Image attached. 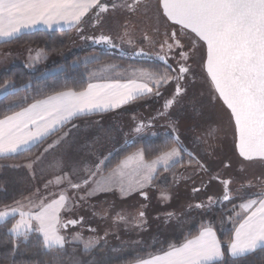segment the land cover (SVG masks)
Masks as SVG:
<instances>
[{
    "label": "snow or ice",
    "instance_id": "6c2138e0",
    "mask_svg": "<svg viewBox=\"0 0 264 264\" xmlns=\"http://www.w3.org/2000/svg\"><path fill=\"white\" fill-rule=\"evenodd\" d=\"M152 6L151 0H0V42H10L23 30L38 24L52 27L63 22L80 32L86 17L99 23L110 9L135 15ZM155 8L165 24L171 22L172 26H179L178 30L165 33V39L160 43L163 55L157 53V56L164 62L165 71L140 70L138 78L123 83L110 80L89 83L82 91H58L5 116L0 119V156L30 151L74 119L120 108L138 98L159 97L161 88L174 82L171 98L157 113V117H168L169 109L179 105L186 94L183 82L189 77L195 78V70L188 63L192 58L190 53H201L199 61L193 60V63L206 73L208 103L220 105L232 128L234 151L242 158V164L256 160L264 164V0H156ZM125 38L129 44L133 42L127 28L121 39ZM144 39L150 38L145 35ZM95 42L112 45V37L101 35ZM138 54H143V50ZM177 56V67L172 68L168 59H176ZM8 87L14 86L6 84L5 95ZM174 123L170 124L173 133L176 132ZM150 125V121H139L134 131L140 133ZM60 139L54 140L48 148L59 143ZM172 141L169 145L165 140L163 147L151 158L143 149L129 153L107 175L103 173L108 159L105 157L94 167L86 168L79 182H73L71 178L79 175L75 170L71 175L64 172L62 176H56L55 182L67 181L72 189L83 187L88 196L118 188L122 196L137 192L147 199L144 189L153 184L161 170L167 172L182 164L183 153L189 157V167L208 171L188 151L179 135H174ZM48 148L44 151L47 152ZM27 166L31 168L32 164ZM211 180L224 185L223 200L230 201L232 181L222 179L219 174L210 175L209 182ZM255 180L261 190L241 197L243 202L239 211L233 206V215L228 216L232 229L227 241L218 238L211 222H202L196 234L189 233L181 242L169 244L166 250L150 254L148 259H139L137 264H229L228 256L232 258L231 264H236L239 258L257 249L264 250V173L256 176ZM254 186L253 181L242 185L247 188ZM192 191L198 193L201 188L194 187ZM161 199L167 201L171 194L161 192ZM212 202L213 197L209 196L208 203ZM205 206L203 202L188 205L190 209ZM67 207L68 197L63 193L51 200L38 196L35 200L28 198L27 205L14 201L0 209V222L19 215L9 229L10 233L27 240L30 232H38L46 248L63 247L65 241L60 229L79 223L75 219H62L60 213ZM165 216L166 220H171L175 213H166ZM118 219L126 220L124 216H118ZM136 220L137 226L146 223L143 210ZM75 238L80 239L79 234ZM93 245L94 241H88L85 249Z\"/></svg>",
    "mask_w": 264,
    "mask_h": 264
},
{
    "label": "rangeland",
    "instance_id": "374dc122",
    "mask_svg": "<svg viewBox=\"0 0 264 264\" xmlns=\"http://www.w3.org/2000/svg\"><path fill=\"white\" fill-rule=\"evenodd\" d=\"M108 1L110 0H105V2ZM151 3L153 5L151 8L143 9L141 12H138L135 15L129 14L126 11H121V10L113 11L110 9L108 13L103 14V19L99 23H96L95 19H89L88 17H86L85 18L86 23H84L81 26L83 31H80V33H78L77 31L71 33L69 37H67L66 39L67 44L65 45V47H60L61 49L58 50L54 49L50 53L46 52L44 48H42L40 45L37 44H31L26 46L7 45L0 48V52L7 53L10 49L14 47L16 48L33 47L36 50H38L36 57H38L37 59L40 62V64H43L45 68L48 69L47 71H45V73L47 75H50V74L59 73L64 69H66L68 67L66 64L68 61L66 62V60H69L70 65L75 66L82 63L86 64L100 58V54L93 53V51L88 52L87 50L89 46L87 36H89L90 33H92L95 36L101 35L102 32L108 33V35L112 36L113 40L117 42L118 46L121 47L119 53H121L122 51H130L134 48L148 50V51H150V49L152 48L158 49L160 43L163 42V40L165 39V33L170 34L173 30H178V29H174L173 26H171L170 22H168V24H165L163 20L159 19V16L155 8L156 0H151ZM89 16H91V14H89ZM126 28L131 34V39L133 41L131 44L127 42L126 38L121 39ZM145 35H147L150 39L145 40L144 39ZM181 41L184 42L183 38H181ZM54 48H57V46H54ZM80 53L81 55H79ZM2 55L3 56H0L1 57L0 65L6 64L8 62H12L13 58L17 56H21V53L20 54L14 53L10 55V57L6 54H2ZM190 57H192V53H190ZM121 60L122 61L116 62L114 64H104L101 62V64L99 65L102 66H100L97 70H94L92 72V75L94 76H90V77L107 78V79L124 77L126 79H129L126 76H128V73L130 74V72L132 73L131 74L132 76L135 77L139 76L140 69L133 68V70L131 69H129L128 71L125 70L126 67H131L130 65L135 66V64L133 63L129 64L128 61H126L125 59H121ZM56 61L62 62L60 68L48 67L51 64V62H56ZM146 67H150V66H146ZM90 77L89 79H91ZM169 84L161 88V96L154 99H157L158 101L160 100L164 101L166 98L171 96L172 90L174 88V84L172 86ZM7 85H10V83H7ZM9 90L10 88L8 87L7 93L9 92ZM3 96H5V86L0 88V98ZM140 103H141L140 104L141 107L139 110V114H137L136 108L133 109L134 108L133 105L130 107H126L127 110L133 111L135 117V119L133 116L126 117L128 118L126 119L128 124L133 125L135 123V120H137L136 124L138 121L146 122L147 118H150V116H154L157 114V112H159L156 106L153 107L150 106V104L145 106L144 102L142 101ZM211 108L215 109L216 106L215 108L214 107ZM137 115H139V117H137ZM209 115L216 122L217 119L220 118V116L213 111ZM165 120L167 122L168 118L166 119V117H161L159 123H163L165 122ZM190 124L193 123L187 121L184 122L180 121V124L178 123V126L177 124L175 126L173 125L176 128L175 133H173L172 127L170 128L169 125H167L168 129L166 126L161 128L149 126L143 129V131L140 133L135 132V135L137 134L136 136L139 137V140H144L155 137L162 133H166V131L170 130L171 133L168 134H171L172 136L179 135L180 139H182V134L184 132L187 131L188 133L193 132L189 129ZM217 126H218L217 131L214 132L213 134L214 135L213 137L216 139L214 142L213 141H211V143L209 142L206 148L207 149H209L210 147L211 149H213V147L217 148L218 150H220V156H218L216 159L204 160L202 159L199 150L198 149L194 150L195 153H197L198 156H200V158L202 159V164L205 166V168L208 169V171L205 172L199 170L195 166L189 167L188 162H186L188 161L189 157H186L185 165L186 168L192 170V171H188L187 175L194 176L200 171H202L203 180L209 178L210 175L219 174V176L222 179H224L226 175L228 176L231 175L232 181L235 180L234 181L235 183L232 182L231 191H230V196L233 199L234 203H232L229 207H227V205H222L224 206L222 207L224 208V210H222L221 212H216L218 211L217 208L220 207L219 205L214 203L216 202V199L218 197L224 195V191L221 189V187L219 188L221 183L218 180H213L211 182V185L210 184L208 185L207 190L201 189L200 192L196 193L198 197L196 196L192 197L190 189L191 188L193 189L194 187L201 188L203 186V183L201 181L194 182L191 188L188 184H185L184 186L176 187L179 175L176 177H174V175L161 177L162 176L161 175L160 177L157 176V178L153 181V184L151 186H148L144 189V191L147 193L148 196L147 199H145L143 196L140 197L139 193L137 192H133L134 194L126 196V198L131 197L133 198V200L132 201L130 200L131 203L126 204L125 209L123 210L125 213L131 214L132 218L129 219L135 223L129 224L127 222L128 225L124 223L125 227L122 229L121 232H122V241L126 244V246L124 245L125 248L114 247L117 243L115 239L117 237L116 234L109 236L110 239L108 238V240H106V242L103 244L102 241H100V237L99 235H97V233L95 234L90 233L87 229H85L87 228L86 226L87 225L89 226V224L91 223L89 220L82 223L84 225H82L81 228L77 225L76 226L69 225L67 228L60 229V235L64 237V241H65L63 247L72 244V245H81L82 248L85 249V243H87L88 241H94V245L88 248L87 250L95 251L97 250V248L99 249L100 247H103V251L105 252V254L101 255V258L103 261H108L125 255H141V254L147 255V254H152L154 252L160 253V251L162 249L167 248L169 244L177 243L174 240L181 239L182 236L187 235L191 230H193L195 225L199 226L200 228L202 222H211V218H213V216L215 215L218 216L217 226H220L222 224L220 223V221L224 220L222 222L225 224L229 223V227H231L232 223L228 220V216L233 215L232 213L233 206L234 205L238 206L239 205L238 202L240 203V201H243L241 197H247L251 193L261 190V186L256 182L255 177L260 175L261 173H264V164H262L258 160L251 162L248 161L247 163L244 162L242 164L240 162V159L239 160L236 159V156L234 158V155H232L233 143L231 142V140L233 141V138H232L231 126L225 125L222 122L218 123ZM199 127L201 128H198V125H196V128L201 130L202 126L200 125ZM179 129L181 130V132ZM130 130L131 132H133L134 129H130ZM212 131L213 129L211 130V132ZM126 135H128V129H126ZM212 142L214 144H212ZM215 142L218 144L217 146ZM183 143L186 145L188 142L186 139H184ZM136 149H142V147L136 146L131 152H133ZM35 154L33 155V157L35 156ZM182 155L183 158L187 156L186 153H183ZM30 159L18 163L8 162V163L0 164L1 166L2 165L6 166L7 170H9L8 168L13 169V172L19 183V188L21 189L20 190L21 193L16 198L15 201H21L25 205L28 204V198H32L34 200L37 198V196L40 198H46L48 200H51L53 198L51 192V184L48 183L49 181H52V176H53L51 157L46 155L43 156V158H40L41 160L48 161L50 164H43L40 161V159L39 160H36V158L33 160ZM229 160H230L229 169H226L225 164ZM29 163L32 164L31 168L27 166ZM21 166H24V169L21 168ZM44 166H49V167H44ZM239 166H242L243 168L241 169ZM5 172L10 173V170ZM178 174H181V172H179ZM77 180H80V178H77ZM247 181H253L255 186L252 188L242 187V185L246 184ZM153 186L156 187L153 188ZM235 187L237 188L242 187V188L237 190ZM164 191H167L171 194V199L167 201L161 199V192ZM205 194L213 197V202L209 204L207 199L209 196H205L206 199L204 200V204L206 206L203 208H199L200 210L198 211H195L196 209L191 210V212L189 213L191 215L188 216V214L185 213L187 205H189L192 201L202 200ZM67 197H68V207L62 210L60 213L63 220H66V218L69 217L73 218V213H72L73 211L71 212L68 209L69 206L73 204L71 200L74 197L71 196L70 194H67ZM79 200L81 199L79 198ZM13 202L6 205H12ZM4 206L5 205H1L0 209H3ZM237 206H236V211H239ZM226 208H229L228 211L229 214L228 212H225ZM25 210H27V208H25ZM141 210H143L145 213L146 223H144L141 226H137L136 218L138 217V213ZM169 210L172 211L171 213L176 214V216L173 217L171 220L169 221L165 220L164 216L163 219L162 215H159L160 212H168ZM75 213H77V211H75ZM101 217L98 220V222L93 221L96 224L94 225V227L98 226L99 230L104 229V227L101 225L104 224V220ZM9 218H13V223H12L13 225L19 219V215ZM79 230H82V234H79L80 239H76L75 237L77 236ZM33 233L37 234L43 241V237L40 233L38 232H33Z\"/></svg>",
    "mask_w": 264,
    "mask_h": 264
},
{
    "label": "trees",
    "instance_id": "16d2710c",
    "mask_svg": "<svg viewBox=\"0 0 264 264\" xmlns=\"http://www.w3.org/2000/svg\"><path fill=\"white\" fill-rule=\"evenodd\" d=\"M75 31L77 30L73 28L69 30H55L52 32L35 31L31 33H23L10 42H0V48L7 45L26 46L37 44L44 48L46 52L50 53L54 49L58 50L61 49L60 47H65L67 44V37ZM54 46H57V48H54ZM79 55H81V53ZM119 59L120 58L117 55L103 54L101 55V59L75 66L70 65L69 60H66V62L68 61L66 63L68 67L66 69L49 76L42 75L40 71H31L23 65L12 66L10 69L5 70L0 74V88L7 83L14 86L9 87L10 90L8 94L0 98V118L17 111L34 100H38L55 92L68 89L82 90L88 84L91 73L100 66L99 64H101V62L104 64H114L120 62L121 60ZM149 69L162 72L159 67L150 66ZM172 137V135L160 134L152 138L141 140L139 143H131L112 156L106 167L110 169L115 166L120 159L128 155L136 146H141L146 156L151 158L157 150L163 147L165 140H167L169 145L172 144ZM39 147L40 145H35L30 151L0 157V164L8 162L18 163L28 160L33 157ZM185 161L186 158H183L182 164H178L175 168L167 172L161 170L157 176L160 177L163 174H178L182 170V166L185 165ZM8 169L10 170V173L5 172L9 171L6 169V166L0 165V206L12 203L21 193L13 169ZM229 206L230 205H227V207ZM194 209H196L195 211L200 210L193 207L191 209H186L185 213L189 216L191 215L189 214L191 210ZM217 209L218 211L216 212L224 210V208ZM228 211L229 208H226L225 212ZM169 212L171 213L172 211L169 210L168 212L159 214L163 217V215ZM217 217V215L213 216V218H211V223L217 231L219 239L221 241H227L231 235L232 225L229 227V223L225 224L222 222L224 220H222L220 223L223 225L221 224L222 226H217ZM12 223L13 218H9L0 223V264H130L146 255H125L113 260L103 261L101 258V255L105 254L103 247H100L99 249L97 248L95 251L86 250L83 249L81 245L72 244L63 248H46L42 239L33 232L28 234L27 240L22 236L18 237L10 233L9 229L12 226ZM198 229L199 226L195 225L193 230L189 233L196 234ZM185 236H182V238ZM105 242H103V244ZM227 259L229 260V264H231L232 258L228 256ZM236 264H264V250L257 249L246 257L239 258L236 260Z\"/></svg>",
    "mask_w": 264,
    "mask_h": 264
},
{
    "label": "crops",
    "instance_id": "0c3cea01",
    "mask_svg": "<svg viewBox=\"0 0 264 264\" xmlns=\"http://www.w3.org/2000/svg\"><path fill=\"white\" fill-rule=\"evenodd\" d=\"M67 28L69 27L65 25L63 22L59 24H54L52 27H48L44 24H38L30 29L23 30L21 34L31 33L35 31L52 32L55 30H69ZM81 31H83V29ZM32 48L33 47H21V48L14 47L10 49L7 53L0 52V56H3L2 54H6L9 57L10 55L14 53L15 54L21 53V56L14 57L12 62H8L6 64L0 65V74L5 70L10 69L12 66L23 65L31 71H40L42 75H47L45 71H47L48 69H46L43 64H40V62L37 59L38 57H36L38 50H36L35 48L33 49ZM61 65H62L61 61H56V62H51V64L48 67L60 68ZM99 67H97L95 70H97ZM129 69L133 70V67H126L125 70L128 71ZM131 74H132L131 72L130 74L128 73V76L126 77H128L129 79L138 78L137 76L135 77V76H132ZM50 75H53V74H50ZM90 76H94V75H92L91 73ZM90 78L91 79H89L88 84L89 83H93V84L104 83L110 80H119L123 83L129 80L124 77L109 78V79L96 78V77H90ZM88 84L86 85L84 89L87 88ZM82 90H74V91H82ZM46 97L47 96L40 98L38 100H42ZM152 98L154 99L158 97L157 96H146L143 98H138L134 101H131L128 104L122 105L120 108L112 109L110 111L90 115L87 117H80L78 119L69 121L62 128H60V130L57 131L55 134L46 137L41 143L37 144V145H40L38 152L32 159H30V160H33L38 156L40 158H43V156H46V155L50 156L52 159V167H53V176H52V183H51V192H52L53 198H58L61 193L66 195V197H67V194H70L71 196L74 197L71 200L73 204L69 206V209H68L71 212L73 211L72 212L73 218L69 217V218H66V220L64 221L71 220V219L78 220L79 223H77L76 225L81 228V226L84 225L82 223L89 220L91 223L89 224V226L86 224L87 228L85 229H87L90 233H94V234L97 233L102 243L108 240V238L110 239L109 236L116 234L117 237L116 236L114 237H116L115 239L117 243L114 247H117V248H120V247L125 248L124 245L126 246V244L122 241V232H121L122 229L125 227L124 223H126V225H128V223L129 224L135 223L129 219V218H132L131 214L125 213L123 210L125 209V205L130 204L133 198L131 197L126 198V196H122L118 188H114L112 191H108L105 193H97L95 195L88 196L86 194V191L83 189V187L81 189H72L68 185L67 181H63L60 184H57L55 182V177L58 175L62 176L64 172H69L71 175V172L75 170L79 173V175L72 176L71 178L73 182H79L77 178H80L85 174L84 170L86 168L94 167L96 163H98L100 160L104 159L105 157H107L108 159L105 162V166H103V173L107 175L110 172V170L113 168L112 167L111 169H108L106 167L111 157L114 156L117 152L123 150L126 146L130 145L131 143H139L141 141L139 140V137L136 136L137 134L135 135V131L133 130V132H131L130 130V129H134V127L136 126L137 120H135V123L133 124L134 126L132 124L127 123L126 119L128 118L126 117H129V116L134 117V113L133 111L127 110L126 107H130L133 105L134 106L133 109L136 108L137 114H139V110L141 107L140 102L142 101L146 103ZM35 101L37 100L32 101L31 103L21 107L15 112L21 111L22 108L27 107L28 105L34 103ZM12 114L13 113L9 115H12ZM137 117H139V115H137ZM3 118L4 117L0 119H3ZM73 125H75V127H73ZM126 129H128V135H126ZM65 133H67V135H65ZM57 138H61L60 142L55 144L52 148H48V145L52 143L54 140H57ZM46 148H48L47 152L44 151V149ZM11 155H14V154H9L7 156H11ZM0 157H6V156H0ZM40 161L43 164H50L46 160L40 159ZM44 167H49V166H44ZM21 168L24 169V166H21ZM139 196L142 197L141 195ZM78 197L79 198L85 197V199L79 200ZM242 202L243 201H240L239 205ZM186 209H189V207L188 208L186 207ZM238 210H240L239 206H238ZM75 211H77V213H75ZM160 213H164V212H160ZM118 216H124L126 220L121 221L118 219ZM163 216L165 217V215ZM100 217L103 218L104 220V224H101L104 227L103 230H99L98 226L94 227V225L96 224L93 221L98 222ZM77 234H82V230H79ZM183 239L184 238L180 240L175 239L174 241L179 243ZM166 249L167 248H165L164 250ZM154 254H159V253L154 252L151 255H154ZM149 257H150V254H147L143 256V258L141 259H148ZM137 261L130 263V264H137Z\"/></svg>",
    "mask_w": 264,
    "mask_h": 264
},
{
    "label": "flooded vegetation",
    "instance_id": "af4514ba",
    "mask_svg": "<svg viewBox=\"0 0 264 264\" xmlns=\"http://www.w3.org/2000/svg\"><path fill=\"white\" fill-rule=\"evenodd\" d=\"M108 2H110V1H108ZM173 28L179 29V26H173ZM123 29H125V28H123ZM78 33H80V32H78ZM101 35L110 36V35H108V33H105V32H102ZM101 35L95 36L92 33H90L89 36H87L88 45H89L87 48L88 52L93 51V53L100 54L99 59H101V55H103V54H105V55L109 54V55H113V56L117 55L121 59H125L126 61H128L129 64H132V63L135 64V66L130 65L133 68H137L140 70L143 69V70L153 71V70L149 69V67H146V66H154V67L161 68V71H165L166 66H165L164 62L161 61L157 56V53H160L161 55H163V53H161L160 46L158 47V49L152 48V49H150V51L142 49L143 54H138L141 52V49H137V48H134L130 51H122L121 53H119V50L121 49V47H119L117 42H115L113 40L112 36H111L112 37V45H109V44H106L103 42L96 43L95 39L99 38ZM90 37H91V39H90ZM183 40H184V38H183ZM113 45H115V46H113ZM200 55H201V53H195V54L192 53V58L188 61V63L191 64L192 68L195 70V73H196L195 78L189 77L186 81L183 82L184 86L186 88V94L181 99L179 105H174L171 109H169L170 115H168V117H166V119L168 118L167 122L165 120V122L159 123V120L161 119V117H157V114H156L154 116H150V118H147L145 123H148L150 121L151 122L150 127H157V128H161V127H165V126L167 127V125H169V127L171 128L170 124H172L173 122H175L174 126L176 124L178 126V123L180 124V121H182V122L187 121V122L193 123V124H190V126H189V129L193 132L192 133H188V131L184 132L182 134L181 141L183 142L184 139L187 140L188 143L186 145L184 144L185 147L188 149V151L192 152L202 163V159H204V160L205 159H216L218 156H220V150H218L215 147H213V149H211V147L209 149H207L206 146H208L207 144H209V142L211 143V141H213V142L215 141L216 138L213 137L214 136L213 134H214V132L217 131L218 123L222 122L225 125H229V123L227 121L226 116L224 115L223 109L220 107L219 104L212 105V104L208 103V83H205L206 73H204L202 71L201 67H197L196 63H193V60L199 61ZM197 56H198V58H197ZM121 59H119V60H121ZM177 60H179V56H177L176 59L169 58L168 64L171 65L172 68H176L177 67ZM173 84H174V88H175L174 82H170L169 85L172 86ZM174 88H173L172 92L174 91ZM169 98H171V96L166 98L164 101L163 100L158 101L157 99L152 98L148 102L144 103V105L147 106L148 104H150V106H153V107L156 106L159 111H162L165 101ZM215 106H216V108H215ZM211 107H214L215 109H212ZM219 110H220V112H219ZM212 111L216 112L220 116V118L217 119L218 123L216 121H214L212 119V117H210L209 114ZM154 117H156V118L153 119ZM196 125H198V128H201V127H199L201 125L202 129L199 130L198 128H196ZM205 127H208V128H205ZM203 128H205V129H203ZM167 129H168V127H167ZM212 129H213V131L211 132ZM180 132H181V130H180ZM168 133H171V131L168 130V131H166V133H162V134L171 135ZM232 138H233V135H232ZM213 142H212V144H214ZM231 142L233 143L232 140H231ZM215 144H216V146L218 145L216 142H215ZM196 149H198L199 152L201 153L202 159L200 158V156H198L197 153H195L194 150H196ZM186 155H187V153H186ZM232 155H234V158L236 156V159H238V160L240 159V162L242 161V158H240L238 156V153H236L234 151V144H233V149H232ZM186 157H188V155L185 156L184 158H186ZM186 162H188V161H186ZM229 162H230V160L227 161L226 164L230 165ZM244 162L247 163L248 161H244ZM239 167L241 169L243 168L242 166H239ZM226 169H229V166L226 167ZM188 171H192V170H189V168H186V165H183V168L180 171L181 174L178 177V182H177L176 187H180V186H184L185 184H188L191 188V186L193 185L194 182L201 181L203 183V186L201 187V189L207 190L208 185L209 184L211 185V182L213 180H211V182H209V178L203 180L202 171H200L199 173H197L194 176L187 175ZM164 176H168V174H166V175L163 174L161 177H164ZM231 177H232L231 175H229V176L226 175V177L224 179H230L232 181ZM234 181H232V182L235 183ZM231 185H232V183H231ZM231 185H230V191H231ZM155 187L156 186H153V188H155ZM220 187L224 191V185L220 184L219 188ZM235 188L237 190H239L242 187H238V188L235 187ZM190 190H191L192 197H194V196L198 197V195H196V193H193L192 188ZM205 196H209V195L205 194L203 196L202 200H200V201L195 200V201H192L190 204H196V203H201V202L204 203V200L206 199ZM232 203H234V202H233V199L231 198V196H230V201H225V200H223V195H222L216 199V202L214 204H217V205H219L220 208H222V207H224L222 205H231ZM187 208H188V205H187Z\"/></svg>",
    "mask_w": 264,
    "mask_h": 264
}]
</instances>
